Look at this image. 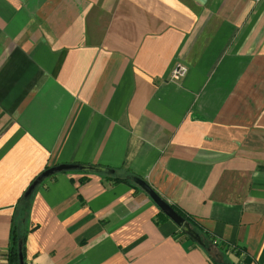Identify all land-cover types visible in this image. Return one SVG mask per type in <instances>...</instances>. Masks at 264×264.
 I'll use <instances>...</instances> for the list:
<instances>
[{"label": "crops", "instance_id": "1", "mask_svg": "<svg viewBox=\"0 0 264 264\" xmlns=\"http://www.w3.org/2000/svg\"><path fill=\"white\" fill-rule=\"evenodd\" d=\"M64 163L108 172L35 188L28 264H264V0H0V264ZM135 177L245 253L156 224Z\"/></svg>", "mask_w": 264, "mask_h": 264}, {"label": "trees", "instance_id": "2", "mask_svg": "<svg viewBox=\"0 0 264 264\" xmlns=\"http://www.w3.org/2000/svg\"><path fill=\"white\" fill-rule=\"evenodd\" d=\"M47 168L48 167H45L42 171H44ZM41 172H39L31 180L28 186L33 182V180ZM103 176L107 179H110L113 182L117 180H125L119 177H114L109 174H103ZM130 178H133V177L130 176ZM24 192L19 196L16 204L13 207L11 227H10V232H9V237H8V244L6 248L7 264H20V259H19L20 254L22 255V258H23V264H28L25 259V242H26V235L29 230L27 223H28V215H29V211L31 207L33 192L28 197L24 196ZM157 194L163 200L167 202V200L163 196H161L158 192ZM168 203L171 205L174 211L182 217L183 221L189 225L193 233L197 236L198 240L190 237L183 230L181 232L186 237L191 239L192 241L198 243V245L203 250H205L209 256L212 257L213 251H217L221 253L228 251V252L233 253L235 256H240L242 252L245 253V250L243 247H238L234 243H228V242H223V241L217 243L215 237L210 232H208L202 225H200L196 220H194L190 215H188L183 209H181L180 207H178L177 205L173 203H170V202ZM167 218L168 217L161 210H159L157 215L154 218V222L158 224L159 222ZM212 260L214 261L215 258H212ZM249 262H250L249 258L247 257V255L244 254L240 264H249ZM231 264L233 263L231 262Z\"/></svg>", "mask_w": 264, "mask_h": 264}, {"label": "water", "instance_id": "3", "mask_svg": "<svg viewBox=\"0 0 264 264\" xmlns=\"http://www.w3.org/2000/svg\"><path fill=\"white\" fill-rule=\"evenodd\" d=\"M72 170H91V171H105L108 172L105 169L97 168L96 166L92 165H81L76 163H64V164H57L48 167L44 171H42L34 180L33 182L28 186V188L24 192V196L28 197L31 195V193L35 190V188L47 177L56 174L58 172H64V171H72ZM135 183L144 190L145 193L148 194V196L153 200V202L158 206V208L169 218L171 219L177 226L181 227L183 231L190 237L198 240L197 236L193 233L191 228L187 223H185L182 219V217L177 214L174 209L171 207V205L163 200L157 192L143 179L139 177H135L134 179ZM20 264H23V258L22 255H19Z\"/></svg>", "mask_w": 264, "mask_h": 264}, {"label": "built area", "instance_id": "4", "mask_svg": "<svg viewBox=\"0 0 264 264\" xmlns=\"http://www.w3.org/2000/svg\"><path fill=\"white\" fill-rule=\"evenodd\" d=\"M186 73H187V65L182 61H178L172 67L169 74V78L173 81L179 80L182 77H184Z\"/></svg>", "mask_w": 264, "mask_h": 264}]
</instances>
